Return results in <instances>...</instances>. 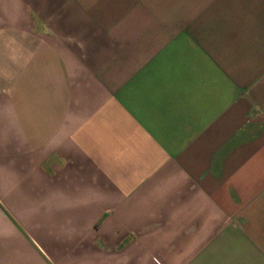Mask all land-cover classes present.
<instances>
[{
    "label": "crops",
    "instance_id": "obj_1",
    "mask_svg": "<svg viewBox=\"0 0 264 264\" xmlns=\"http://www.w3.org/2000/svg\"><path fill=\"white\" fill-rule=\"evenodd\" d=\"M0 264H264V0H0Z\"/></svg>",
    "mask_w": 264,
    "mask_h": 264
}]
</instances>
